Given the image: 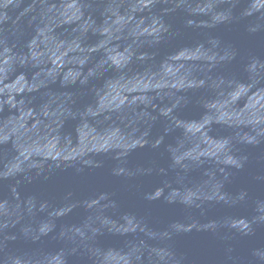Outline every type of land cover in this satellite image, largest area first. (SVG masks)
<instances>
[{
  "label": "water",
  "instance_id": "water-1",
  "mask_svg": "<svg viewBox=\"0 0 264 264\" xmlns=\"http://www.w3.org/2000/svg\"><path fill=\"white\" fill-rule=\"evenodd\" d=\"M0 264H264V0H0Z\"/></svg>",
  "mask_w": 264,
  "mask_h": 264
}]
</instances>
